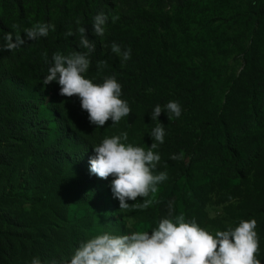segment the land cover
<instances>
[{"label":"trees","instance_id":"1","mask_svg":"<svg viewBox=\"0 0 264 264\" xmlns=\"http://www.w3.org/2000/svg\"><path fill=\"white\" fill-rule=\"evenodd\" d=\"M182 1L37 0V14L29 16L27 0H2L0 35H23L36 22L52 23L55 30L18 49L0 50V264H27L34 255L43 261L67 259L80 241L94 235L96 214L108 207L95 201L100 191L88 168L92 146L124 131L128 142L147 148L148 132L157 122L150 119L152 107L169 100L180 104L181 115L162 111L158 116L165 135L154 150L160 153L156 171L168 174L158 185L161 202L176 196L185 219L195 218L202 227L217 222L206 211L213 199L223 205L229 224L254 218L257 257L264 264V54L252 47L244 71L231 79L223 101L214 103L200 71L172 59L167 42L157 39L170 24L162 9ZM118 5L134 9L140 26L118 27L109 36L108 21L104 35L96 36L92 17L101 11L110 15ZM77 18L95 45L86 75L95 82L116 77L131 121L127 115L97 128L75 95H60L55 81L42 84L46 58L85 51L78 47ZM69 28L72 36L65 35ZM108 37L131 49L123 65L110 52ZM98 60L105 61L99 73ZM171 153L181 159H169ZM140 202L129 201L126 210L141 220L154 217L149 205L133 206ZM72 207L80 213L71 216Z\"/></svg>","mask_w":264,"mask_h":264},{"label":"clouds","instance_id":"2","mask_svg":"<svg viewBox=\"0 0 264 264\" xmlns=\"http://www.w3.org/2000/svg\"><path fill=\"white\" fill-rule=\"evenodd\" d=\"M115 22L119 16L101 11L92 17V31L103 36L105 25ZM78 25L80 33L78 47L85 51H72L67 55L55 52L48 64L42 84L55 81L59 85V94L65 97L75 95L80 108L87 113L88 122L99 128L105 121L115 124L130 112L128 101L121 98V84L115 76H104L99 82L86 75L90 66V53L95 45L85 36V28ZM15 29L16 26L13 25ZM55 25L36 22L23 29V35L5 32L0 35V50L18 49L26 40L46 37ZM72 36V29L65 32ZM110 52L119 58L121 65L129 60L131 49L121 47L115 41L110 44ZM105 65L104 60L96 62L99 73ZM172 116L181 115V106L175 100L152 107L150 119L157 121L148 132L152 143L147 148L128 142L127 132L105 136L92 146L94 155L88 160L89 173L98 178H111L110 191L118 201L119 209H127L128 201L141 202L133 206L146 208L150 199H144L149 193H156L157 186L168 178L166 171H156L160 153L154 151L164 142L165 130L158 120L161 112ZM169 159L179 160L181 154L171 153ZM173 205L167 204V214L155 222L148 230H131L114 234L100 231L78 243L67 258L43 261L34 255L27 264H261L257 257L259 238L254 218L240 219L234 225L223 229L208 230L195 218L185 219L173 216Z\"/></svg>","mask_w":264,"mask_h":264},{"label":"rangeland","instance_id":"3","mask_svg":"<svg viewBox=\"0 0 264 264\" xmlns=\"http://www.w3.org/2000/svg\"><path fill=\"white\" fill-rule=\"evenodd\" d=\"M58 1L54 0V4ZM27 8L29 16H35L37 0H27ZM162 11L168 12L170 24L158 33L160 36L157 39L167 42L172 59L200 71L211 88V98L216 104L223 101L231 79L244 71L248 51L253 47L259 54H264V0H183L181 6L170 5ZM134 13L136 11L129 6L118 5L109 15L118 14L119 18L115 22L109 18L108 35L115 33L113 31L118 27L123 31L139 25L141 18ZM107 39L110 46L113 40L110 37ZM132 119L133 115L129 113L128 121ZM110 179L97 177L100 198L95 201L100 205L106 204L108 208L96 214L93 234L100 231L122 234L131 230H148L167 214L169 201L173 205V216L185 218L176 196L161 202V186H157V192L149 197V206L155 211L154 217L148 220L135 218L126 209H119L118 201L110 191ZM136 201H141V198L137 197ZM206 211L209 218L217 220L215 224L205 226L208 230L222 229L221 224L229 225L223 205L218 204L216 199L208 203ZM70 213L73 216L80 212L72 207ZM110 221L121 228L116 231Z\"/></svg>","mask_w":264,"mask_h":264}]
</instances>
